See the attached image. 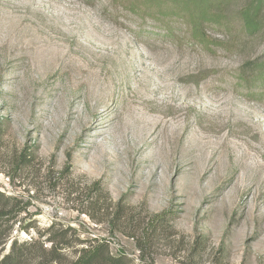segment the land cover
Wrapping results in <instances>:
<instances>
[{"label":"rangeland","instance_id":"1","mask_svg":"<svg viewBox=\"0 0 264 264\" xmlns=\"http://www.w3.org/2000/svg\"><path fill=\"white\" fill-rule=\"evenodd\" d=\"M131 1L0 0L2 255L55 221L139 264H264V88L239 77L264 6L252 33L254 0L218 1L201 44Z\"/></svg>","mask_w":264,"mask_h":264},{"label":"trees","instance_id":"2","mask_svg":"<svg viewBox=\"0 0 264 264\" xmlns=\"http://www.w3.org/2000/svg\"><path fill=\"white\" fill-rule=\"evenodd\" d=\"M148 1L151 4L159 0H142ZM163 2L177 3L178 6L183 7V12H175L178 17H182L190 24V34L193 41L198 43L207 42L206 24L210 22L219 23L223 19V13L214 11L217 2H224V0H162ZM264 6V0H254L251 5L246 6L242 11V19L246 29L249 32L255 33L260 30V12ZM130 10L139 11L148 9V5H140V0H132L129 3ZM157 15H152L158 20L165 23L168 27L167 33L173 34L169 26L167 18L170 17L167 13L158 10ZM248 72V73H246ZM240 81L248 84L262 85L264 88V59H259L249 62L242 69V74L239 75ZM2 127L0 124V141L2 140ZM7 199L8 204L0 206V220L5 214H9L6 208L11 201H17L15 197H6L0 192V200ZM16 206V205H15ZM10 213L12 211H9ZM164 216L157 219L161 222ZM31 225L25 227L29 230ZM50 237L45 240L39 238H32L30 241L19 242L17 239L12 241L11 249L5 255L2 251L6 243L11 239V233H0V264H139L142 263V255L138 257L139 262H135L126 253L114 254L112 252L110 242L107 239H81L79 237H70L67 230L57 229V223L53 221L48 228ZM79 246V247H77ZM73 251L71 252L72 248Z\"/></svg>","mask_w":264,"mask_h":264}]
</instances>
